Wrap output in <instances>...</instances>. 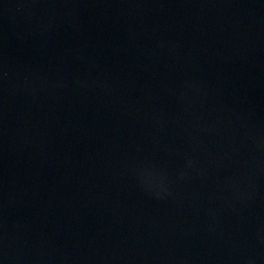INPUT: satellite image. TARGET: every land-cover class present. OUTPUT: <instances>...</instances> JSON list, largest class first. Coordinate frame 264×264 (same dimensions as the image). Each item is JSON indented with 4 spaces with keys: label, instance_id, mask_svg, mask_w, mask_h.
<instances>
[{
    "label": "water",
    "instance_id": "1",
    "mask_svg": "<svg viewBox=\"0 0 264 264\" xmlns=\"http://www.w3.org/2000/svg\"><path fill=\"white\" fill-rule=\"evenodd\" d=\"M0 264H264V0H0Z\"/></svg>",
    "mask_w": 264,
    "mask_h": 264
}]
</instances>
